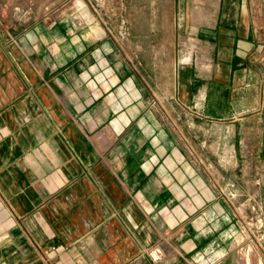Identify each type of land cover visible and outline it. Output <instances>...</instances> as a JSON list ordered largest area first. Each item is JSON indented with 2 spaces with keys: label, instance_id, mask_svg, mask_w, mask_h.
Returning <instances> with one entry per match:
<instances>
[{
  "label": "crops",
  "instance_id": "1",
  "mask_svg": "<svg viewBox=\"0 0 264 264\" xmlns=\"http://www.w3.org/2000/svg\"><path fill=\"white\" fill-rule=\"evenodd\" d=\"M13 1L0 0V264H236L225 205L141 105L142 77L110 67L89 27L13 23ZM135 14L149 25L134 48L178 67L182 106L261 110L264 0H151Z\"/></svg>",
  "mask_w": 264,
  "mask_h": 264
},
{
  "label": "rangeland",
  "instance_id": "2",
  "mask_svg": "<svg viewBox=\"0 0 264 264\" xmlns=\"http://www.w3.org/2000/svg\"><path fill=\"white\" fill-rule=\"evenodd\" d=\"M150 4L151 0H14L11 20L30 25L72 23L104 37L113 48L110 67L114 68L113 60L125 59L127 75L142 77L141 105L151 110L150 116L171 136L189 167L225 205L236 232V264H264V101L258 112L221 119L196 116L182 106L172 95L170 81L178 67L170 65L169 58L151 64L152 52L145 42L141 50L134 48L135 38L147 36L149 25V17L137 18L135 11L147 12ZM196 69V75H205L201 67Z\"/></svg>",
  "mask_w": 264,
  "mask_h": 264
},
{
  "label": "built area",
  "instance_id": "3",
  "mask_svg": "<svg viewBox=\"0 0 264 264\" xmlns=\"http://www.w3.org/2000/svg\"><path fill=\"white\" fill-rule=\"evenodd\" d=\"M145 255L152 263H158L163 258L162 250L158 245L145 249Z\"/></svg>",
  "mask_w": 264,
  "mask_h": 264
}]
</instances>
